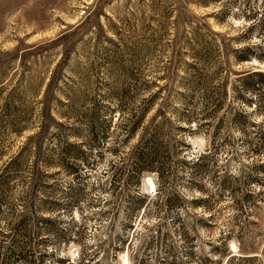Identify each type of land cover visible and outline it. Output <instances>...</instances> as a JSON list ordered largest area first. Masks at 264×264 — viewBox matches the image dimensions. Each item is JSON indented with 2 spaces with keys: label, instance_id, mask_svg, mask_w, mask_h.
Segmentation results:
<instances>
[{
  "label": "rangeland",
  "instance_id": "obj_1",
  "mask_svg": "<svg viewBox=\"0 0 264 264\" xmlns=\"http://www.w3.org/2000/svg\"><path fill=\"white\" fill-rule=\"evenodd\" d=\"M207 1L0 0V264H40L23 259L20 222L45 207L64 237L46 264H264V189L251 183L264 160L229 118L214 138L226 111L204 122V94L225 82L249 98L233 88L264 62L236 60L251 22L231 0ZM249 8L264 16V0ZM151 148L164 180L146 171L126 185Z\"/></svg>",
  "mask_w": 264,
  "mask_h": 264
},
{
  "label": "trees",
  "instance_id": "obj_2",
  "mask_svg": "<svg viewBox=\"0 0 264 264\" xmlns=\"http://www.w3.org/2000/svg\"><path fill=\"white\" fill-rule=\"evenodd\" d=\"M217 2H220L222 0H216ZM207 0H200L199 5L207 4ZM232 6L236 8L235 12H238L239 15L243 16L244 20H249L251 22V28H249L245 32V36H242L240 38H237L236 40L239 41V44H245V47L242 49H237V52H235L236 60L239 62H246L248 60H257L259 62H264V50L261 49V43L263 35L260 34L261 30H264V16L263 14H257L256 12H251L249 6L252 0H245L244 2V9L242 10L239 5L236 3L237 0H231ZM257 32L255 33V31ZM252 32V33H251ZM254 39H258L260 44L251 42ZM241 40V41H240ZM218 71L217 73H220ZM204 81V84L209 83L206 81L205 77L201 78V81ZM239 84L236 85L233 89L236 91L237 87H240L243 89L244 92L249 93V98L244 97L243 95H233L232 98L225 94L224 91V83L217 86V89L215 91V97H213V100H209L210 96L207 94L205 95V102L207 103V108L211 106V112L208 113L206 116H211L210 119H204V122L209 125L210 121H213L215 117H219L218 115L225 112V116L222 115L218 118V122L216 123L218 126L214 127L215 130L212 134L217 136L219 133H222V130L225 129L227 126L225 124L224 118H229V121L231 124H233L234 127H236L239 130V136L243 140V143H245L246 146L250 147L254 153H258L261 157V161L264 160V123L257 122V119H260L264 117V72H246L240 74L238 77ZM211 84V83H210ZM234 85V83H233ZM234 91V92H235ZM235 94V93H234ZM212 99V98H211ZM232 100L241 102L243 104V107L245 109H236L235 112H232ZM253 109L251 112L248 109ZM146 112L143 110L138 120L129 126L128 134L129 136L134 135V133L140 129V123L143 117L145 116ZM199 123L200 130H202V127L204 126L203 123ZM204 123V124H205ZM218 128V130H217ZM145 130V127H144ZM143 130V131H144ZM143 134V132H142ZM159 135V132L156 131L154 135H152V138H150V142L157 141V137ZM147 133L144 132L143 137L141 138V142L139 143L138 147L141 146V144H144L146 139ZM224 139V138H223ZM223 145H229L231 143L230 136H228V139L223 140ZM108 149V147H107ZM109 150H113L112 148H109ZM138 150V149H137ZM98 153H102V149L98 151ZM209 156L204 155L202 157H198V160L196 162H199L204 159H207ZM194 162V163H196ZM163 158L160 156L158 148H151L147 151H144L141 154H137L136 161L133 165V167L130 170L129 174L125 175V183L126 185H134L139 187L141 184V179L143 174L147 172H153L159 174V177H163L164 180V171H163ZM63 164V163H61ZM198 164V163H197ZM257 177L251 180V183H253V187H257L259 192L261 189H264V161L261 164H258L257 166ZM122 176V175H120ZM136 199L138 201V206H144L146 204V200L149 199L148 195H143L140 192L136 194ZM54 211L52 209H48L47 207L44 208L42 211V217H38L39 219L32 216L31 222H20L21 226L25 228V232L27 234V244L24 247L29 248L28 255L25 256L23 259L27 261V263L32 262H38L42 264L45 263V257L46 256H54L56 253L49 252L50 248L48 246H51V244L56 248L57 246L54 244L55 242H61L62 238L64 239L62 233H60L59 228H55L56 223L52 221L49 217L50 213ZM30 225H32L34 228H31ZM37 241L36 240V236ZM45 246L44 250L42 252L38 251V246ZM48 247V248H47ZM59 254V253H58ZM57 254V255H58ZM37 255L39 256L37 258ZM23 256V255H21ZM232 257V256H231ZM229 257V260L231 259ZM228 260V261H229Z\"/></svg>",
  "mask_w": 264,
  "mask_h": 264
},
{
  "label": "bare ground",
  "instance_id": "obj_3",
  "mask_svg": "<svg viewBox=\"0 0 264 264\" xmlns=\"http://www.w3.org/2000/svg\"><path fill=\"white\" fill-rule=\"evenodd\" d=\"M149 182H150V184H151L152 186L155 187V184H154V182H153V180H152L151 178H149Z\"/></svg>",
  "mask_w": 264,
  "mask_h": 264
}]
</instances>
